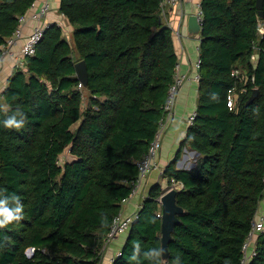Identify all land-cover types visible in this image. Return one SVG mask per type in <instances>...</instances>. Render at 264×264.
<instances>
[{"label":"trees","instance_id":"1","mask_svg":"<svg viewBox=\"0 0 264 264\" xmlns=\"http://www.w3.org/2000/svg\"><path fill=\"white\" fill-rule=\"evenodd\" d=\"M36 1L1 0L0 61L19 17ZM162 2L61 0L73 43L51 25L26 68L10 77L0 99V200L14 209L18 197L23 212L0 227V264L101 263L112 221L138 176L136 161L165 117L178 65L173 31L160 20ZM201 11L197 117L182 142L201 159L193 170L178 169L179 152L164 171L170 184H183L177 204L184 213L169 257L159 260L241 264L264 198V17L257 0H201ZM81 60L88 83L79 89ZM236 69L245 76H234ZM234 88L239 98L230 108ZM18 112L23 127L5 128ZM67 149L75 159L62 164ZM164 193L160 184L151 189L113 264H156L144 253L162 249ZM135 242L140 252L132 260ZM248 264H264V231Z\"/></svg>","mask_w":264,"mask_h":264},{"label":"crops","instance_id":"2","mask_svg":"<svg viewBox=\"0 0 264 264\" xmlns=\"http://www.w3.org/2000/svg\"><path fill=\"white\" fill-rule=\"evenodd\" d=\"M45 0H37V8ZM51 11L46 17L47 23L57 24L62 28L64 38L71 44L73 43L74 27L68 19L60 12L61 0H50ZM201 0H182L174 7H168L164 13L161 12V23L165 24L173 31V40L175 51L178 57L179 74L185 76V82L180 90L173 117L168 123L162 138V148L157 165L147 176L145 183L141 186L138 194L123 205L125 214H134L138 212L149 196L153 187L160 184L166 193L171 190L173 184L168 182L164 176V171L168 165L178 157L177 168L182 170H193L197 167L201 155L189 146H182L185 140L190 124L189 117L197 110L199 96V82L196 80L198 69L196 63L199 60L201 34L191 35L189 32V17L199 15V4ZM32 23L24 26L25 37L30 34ZM25 39L20 40L17 45L12 47V54L2 57L0 61V99L5 92L10 77L17 70V63ZM72 162L75 158L71 155ZM264 216V198L259 205L257 218ZM128 235H123L110 243H105L101 249L102 261L100 264H113L112 258L122 249Z\"/></svg>","mask_w":264,"mask_h":264},{"label":"built area","instance_id":"3","mask_svg":"<svg viewBox=\"0 0 264 264\" xmlns=\"http://www.w3.org/2000/svg\"><path fill=\"white\" fill-rule=\"evenodd\" d=\"M182 0H163L160 12L164 13L168 7H174L181 3ZM51 2L50 0H45L38 8H37V1L33 4L31 7V10L24 15H21L19 17V25L17 29L14 31L12 36L7 39L6 44L2 46L3 50V56L12 54L11 49L15 45L18 44L20 40L25 39L24 44L21 49L20 56L17 63V69H25V59L28 57H32L37 52V47L39 43L43 40L44 35L46 31L51 27V24L47 23L46 17L48 16V13L51 11ZM200 14L198 15L201 22H202V11H201V3L199 4ZM32 23V30L30 34H28L26 37L24 35V26L27 23ZM264 30H261V33H263ZM253 59L255 60L256 57L253 56ZM201 58L196 63V68L198 69V74L196 76V80L200 81V68H201ZM179 65L176 67V73L174 76V80L171 83L168 93L166 102L164 105V113L165 117L163 118L162 122L160 123L159 129L157 131V134L155 135L154 140L151 142L148 151L138 160L136 161V166L138 169V176L137 178L131 183L133 190L129 198H127L124 201V204H126L129 200L134 198L141 186L143 185L144 180L147 178V176L150 174V172L155 168L158 161V155L162 148V138L164 131L166 130L169 121L174 115L176 104L178 101V96L180 93L181 88L184 85L185 82V76H182L178 72ZM233 75L236 77H242L245 76V74H242V72L238 69L233 71ZM83 85L79 84V89H82ZM236 88L230 91L229 95V101L228 106L230 108H233L235 105V102L238 100L239 95L236 93ZM245 91V88H241L240 92L243 93ZM197 117V111L195 110L191 116L189 117V124L192 125ZM183 188V184L181 183H174L171 189L180 190ZM160 202V200H159ZM142 207V206H141ZM141 209V208H140ZM139 212V211H138ZM138 212L134 214H125L124 212H120L117 214L113 221L112 225L110 227V230L107 235L106 243H110L113 240L117 239L120 236L128 235L133 223L138 217ZM158 217L162 218V211L158 214ZM264 231V216H261L255 220V222L252 225V230L246 240V242L243 245V259L241 261V264H248V262L252 259L253 256L256 255V243L257 238L261 232ZM35 254V249L30 248L27 250L28 257H32ZM122 252L121 250L112 258V261L121 256Z\"/></svg>","mask_w":264,"mask_h":264},{"label":"water","instance_id":"4","mask_svg":"<svg viewBox=\"0 0 264 264\" xmlns=\"http://www.w3.org/2000/svg\"><path fill=\"white\" fill-rule=\"evenodd\" d=\"M257 8L261 17H264V0H257ZM189 32L191 35H199L202 32V22L198 15H191L188 20ZM77 78L83 86L88 83V67L85 60L75 64ZM259 90L255 89L248 103L253 102L258 96ZM177 190L171 189L160 198L162 207V257L166 261L169 257V244L172 240V233L180 223L179 216L184 213V209L177 204Z\"/></svg>","mask_w":264,"mask_h":264},{"label":"clouds","instance_id":"5","mask_svg":"<svg viewBox=\"0 0 264 264\" xmlns=\"http://www.w3.org/2000/svg\"><path fill=\"white\" fill-rule=\"evenodd\" d=\"M17 115L20 116V119H17ZM24 123L25 120L23 118V114L18 112L17 114L10 116L8 119L4 121V127L9 129L11 128L20 129L21 127H23ZM13 200L16 202V207L14 209H10L6 207V202L0 200V227H4L13 221H19L20 219H22L23 207L19 203V198L13 197ZM162 251H163L162 249H150L149 251L144 253V256L149 260L155 261L156 264H162V262L159 260ZM139 252H140V244L139 242H135L134 253L131 259L136 260ZM177 264H179V260H177Z\"/></svg>","mask_w":264,"mask_h":264},{"label":"rangeland","instance_id":"6","mask_svg":"<svg viewBox=\"0 0 264 264\" xmlns=\"http://www.w3.org/2000/svg\"><path fill=\"white\" fill-rule=\"evenodd\" d=\"M0 2H1V0H0ZM159 156H160V153H159V155H158V158H159ZM158 158H157V159H158ZM70 160H71L70 149H67V150L65 151V153H63V154L61 155L60 161H61L62 164H64L65 162H69ZM145 180H146V179H145ZM145 180H144L143 184L145 183ZM140 189H141V188H140Z\"/></svg>","mask_w":264,"mask_h":264}]
</instances>
